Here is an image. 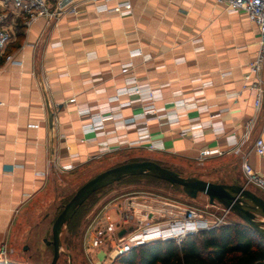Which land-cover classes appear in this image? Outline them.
<instances>
[{"label":"crops","instance_id":"crops-1","mask_svg":"<svg viewBox=\"0 0 264 264\" xmlns=\"http://www.w3.org/2000/svg\"><path fill=\"white\" fill-rule=\"evenodd\" d=\"M58 1L66 12L55 23L38 18L25 26L20 17L6 18L11 28L6 52L19 63L0 56V263H17L19 246L28 249L23 236H32L33 224L26 234L23 225L47 206L59 182L99 158V142L112 146L120 133L134 140L131 127H143L140 118L128 129L108 120L105 133L86 134L79 142L89 116L76 106L107 101L129 76L161 94L155 107L162 117L147 121L159 156L194 163L200 150L219 148L223 154L203 161L207 174L243 184L244 159L264 174V157L253 149L255 138L264 139V97L255 111L252 92L242 86L258 30L244 13L229 12L217 0H131L124 16L98 11L91 0ZM134 50L141 53L131 54ZM127 62L132 66L123 74ZM261 75L264 79V65ZM185 99H202L208 110L190 108L172 123L175 104ZM139 111L136 100L120 114L127 118ZM200 123L212 127L205 125L194 137L189 130L180 134ZM246 130L240 152L232 153L227 137L240 139Z\"/></svg>","mask_w":264,"mask_h":264},{"label":"built area","instance_id":"built-area-1","mask_svg":"<svg viewBox=\"0 0 264 264\" xmlns=\"http://www.w3.org/2000/svg\"><path fill=\"white\" fill-rule=\"evenodd\" d=\"M98 11L106 10L115 12L119 16L127 15L132 10L131 0H91ZM222 3L229 12L239 11L246 15L248 20L253 23L258 30L257 47L251 59L247 63V70L243 75V89L249 90L254 96V109L258 111L262 107L264 97V79L262 69L264 65V0H217ZM111 2L112 5H108ZM65 9L60 1L51 4L49 0H0V56L4 62L19 63L11 53L6 52L8 43L11 41V28L6 22L9 14L20 17L22 23L28 26L38 18H43L47 23H55L65 13ZM140 54L138 50L130 52ZM131 62L125 63L121 67V72L127 73ZM1 73V69H0ZM197 93V92H196ZM121 95H136V100L140 103L139 113H134L130 117H122L120 111L123 107L132 104L131 100H121ZM161 97L158 89L152 88L148 84H142L132 75L124 80V85L119 87L114 95L107 101L95 106L77 105L76 111L79 114H88L89 120L81 126L83 137L79 142H85V135L93 133L94 136L104 131V123L108 120L114 121L115 127H128L133 125L135 120L146 118L150 114H155L157 108L155 102ZM71 102L74 99H70ZM194 108L199 113L208 110V106L202 99H185L175 104L174 113L169 116L173 118L172 123L178 122L177 117L185 113L188 109ZM92 109L95 111L93 112ZM159 119L162 115L155 114ZM167 116V119L169 118ZM176 121H175V120ZM141 124L146 127L147 120H142ZM208 123H200L197 127L189 126L182 129L180 134H185L188 130L192 136L201 134L203 127ZM212 127V124L209 123ZM28 128L39 127L38 123H28ZM214 128V127H213ZM218 128V127H215ZM214 128V129H215ZM248 128V127H247ZM219 131V129H217ZM235 139L229 135L227 144L232 153L240 152V146L244 137ZM139 139L147 143L152 149L160 147L152 140L151 135L145 129L140 134ZM68 149V147H66ZM100 151L109 150L111 144L107 141L99 142ZM255 152L264 157V139L257 137L253 141ZM224 151L219 148H205L200 150L196 157L200 165L205 158L211 155H221ZM71 165H64L63 168L70 169ZM241 171L244 177L243 185L248 187L255 186L264 193V174L254 171L244 159L241 163ZM217 204V203H215ZM213 204V206L215 205ZM211 205V204H210ZM170 206V207H167ZM228 213L223 208V213L219 216L211 217L205 215L194 208H186L178 205H170L166 200L151 195L132 196L118 214L116 210L112 215L111 210L102 212L92 218L84 229L83 238L94 253V263L97 261V253L104 252V257L100 264H113L114 258L133 247L142 245L153 240L174 239L179 241L184 235L194 233L199 230L226 223L225 216ZM192 225H197L193 228ZM124 231L120 235V231ZM4 253V250L2 251Z\"/></svg>","mask_w":264,"mask_h":264},{"label":"rangeland","instance_id":"rangeland-1","mask_svg":"<svg viewBox=\"0 0 264 264\" xmlns=\"http://www.w3.org/2000/svg\"><path fill=\"white\" fill-rule=\"evenodd\" d=\"M131 101H136V99H132ZM155 114H157V112ZM155 114H150L145 119L140 117H138V119L140 118L141 121H148L150 118L157 119ZM136 123L137 120L134 121L133 125L129 126H135ZM141 125L143 127H131L135 128L134 140L128 141L125 136L126 133L114 135V142L116 144H113L109 150L101 152L99 158L96 160L90 161L79 167L68 179H64L61 183H64V186L61 187L60 182L58 183L59 185L57 187L59 189L53 193L50 198L51 201L47 203V206L37 212V216L30 224L26 223V225H23L22 232L26 234L28 227L33 224L32 236L30 238L23 236L22 241L24 242L22 243L26 242L28 249L24 251L22 246H19L18 250L20 254L17 263H13L50 264L53 251L50 245H46L45 239H51L52 223L62 210L64 204L68 202L77 188L89 178L120 163L133 160H153L160 163L162 166L175 170L184 177L192 176L208 181H210L209 178H213L222 181V183L232 182L228 177H223L220 174H207L208 170H206V166L200 165L197 159H195L196 163H189L180 158L164 157L163 155L159 156L154 152L157 151V149H152L150 146H147L146 142L139 139L140 134H142V131L145 129L150 134L147 125L146 127H144L143 124ZM129 126L126 127V129L130 128ZM105 130L104 127V131ZM121 143L125 144L121 145ZM169 163H171V165H169ZM240 182L241 183L238 184H242V181ZM247 188L264 198V193L255 186L250 185ZM143 195L160 197L170 203V205L194 208L211 217L219 216L223 213V207L220 204L217 203L214 206L210 205L207 196L202 193H198L195 198H190L178 185H171L147 177L123 179L102 188L85 200L81 210L77 214V225L74 229L68 230L66 224H64L60 234V253L56 264H95L94 253L83 238L84 229L88 222L106 210L107 212L111 210L112 215H114L115 210L119 214L128 198ZM114 216L117 218L116 215ZM225 220L230 222L241 221L232 212L226 214Z\"/></svg>","mask_w":264,"mask_h":264},{"label":"water","instance_id":"water-1","mask_svg":"<svg viewBox=\"0 0 264 264\" xmlns=\"http://www.w3.org/2000/svg\"><path fill=\"white\" fill-rule=\"evenodd\" d=\"M142 174L153 176L171 185H178L190 198H195L198 193L206 195L209 204H220L226 211L235 214L241 221L264 237V198L243 184L217 183L198 177H184L175 170L164 167L153 160H133L110 167L89 178L77 188L68 202L64 204L52 223L51 239H45L46 245H50L53 251L50 264H56L58 260L60 234L64 224L91 194L124 177ZM123 232V230L120 231V235ZM97 257L95 264H100L104 252H98ZM2 263L8 264L7 262Z\"/></svg>","mask_w":264,"mask_h":264},{"label":"trees","instance_id":"trees-1","mask_svg":"<svg viewBox=\"0 0 264 264\" xmlns=\"http://www.w3.org/2000/svg\"><path fill=\"white\" fill-rule=\"evenodd\" d=\"M139 177L163 181L147 174L127 176L121 180ZM83 204L66 223L68 230L76 227L77 214ZM113 264H264V237L243 221H228L188 233L179 241L146 242L117 255Z\"/></svg>","mask_w":264,"mask_h":264},{"label":"clouds","instance_id":"clouds-1","mask_svg":"<svg viewBox=\"0 0 264 264\" xmlns=\"http://www.w3.org/2000/svg\"><path fill=\"white\" fill-rule=\"evenodd\" d=\"M193 228L197 227V225H192Z\"/></svg>","mask_w":264,"mask_h":264}]
</instances>
